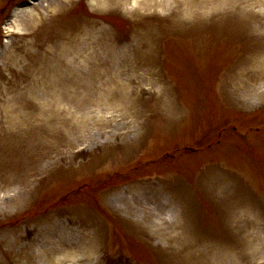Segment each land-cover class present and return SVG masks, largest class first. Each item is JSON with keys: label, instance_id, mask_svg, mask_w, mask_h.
Here are the masks:
<instances>
[{"label": "rangeland", "instance_id": "rangeland-1", "mask_svg": "<svg viewBox=\"0 0 264 264\" xmlns=\"http://www.w3.org/2000/svg\"><path fill=\"white\" fill-rule=\"evenodd\" d=\"M180 1L84 65L132 6L0 0V264H264V0Z\"/></svg>", "mask_w": 264, "mask_h": 264}, {"label": "bare ground", "instance_id": "bare-ground-1", "mask_svg": "<svg viewBox=\"0 0 264 264\" xmlns=\"http://www.w3.org/2000/svg\"><path fill=\"white\" fill-rule=\"evenodd\" d=\"M73 1V0H72ZM90 3L94 4L96 7L104 8L107 10H118L123 7L132 6L135 9L137 15H140V21L136 22V28L146 31L148 34H140V40L136 42H130L129 44H124L122 42V35L119 33L108 34L106 29L100 27L98 22L94 21H81L78 26V30L73 26L69 31V45L76 46L73 52V60L75 62L84 63V65L93 61H117L118 60H135V59H145L143 51L150 49V52L146 54L148 59L156 51V46L161 40L162 34L157 31V25L153 23L152 19H148V13L156 11L168 10L172 12V15L177 20L182 14L180 9H182V2L180 0H88ZM208 11H211L213 6L218 2L221 3L223 0H208ZM224 6H228L225 2ZM225 8L220 9L214 17H219L224 14ZM227 14V13H226ZM224 14V15H226ZM230 16V15H229ZM28 15V19H29ZM236 18V17H233ZM152 21V22H151ZM83 22L85 24H83ZM151 22V23H150ZM220 23V22H219ZM87 24V25H86ZM78 25V24H77ZM89 25V26H88ZM75 32V33H74ZM77 33V34H76ZM103 33V39L101 41L95 40L98 34ZM150 33L154 35L151 37ZM106 47L105 49L103 47ZM119 69V68H116ZM100 71V69H97ZM109 71H115V69H108Z\"/></svg>", "mask_w": 264, "mask_h": 264}]
</instances>
